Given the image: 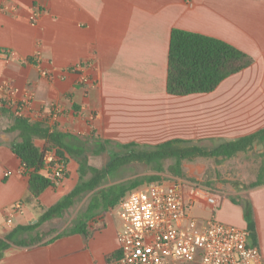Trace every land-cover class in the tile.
<instances>
[{"label": "crops", "instance_id": "0c3cea01", "mask_svg": "<svg viewBox=\"0 0 264 264\" xmlns=\"http://www.w3.org/2000/svg\"><path fill=\"white\" fill-rule=\"evenodd\" d=\"M174 29L223 40L255 62L211 93L170 95ZM4 83L17 90L19 103L30 96L27 115H41L39 121L62 134L68 148L89 157L118 153L122 145L183 140L206 146L249 137L264 130V0H0V86ZM53 106L61 109L56 117ZM0 107L10 111H0V240H6L35 225L75 189L80 175L79 164L69 158L67 178L29 199L30 175L11 149L17 133H6L14 114ZM107 163L90 159L100 169ZM18 203L22 213L14 210ZM245 207L253 214L264 259V184L231 193L215 218L221 214L218 221L247 228ZM110 212L100 216L102 223L89 222L88 237L58 234L34 247L9 243L0 264H81L82 259L106 264L119 243L120 222ZM111 222L118 225L111 227V250L101 263L89 261L97 224L107 230ZM33 230L20 232L17 240Z\"/></svg>", "mask_w": 264, "mask_h": 264}, {"label": "trees", "instance_id": "16d2710c", "mask_svg": "<svg viewBox=\"0 0 264 264\" xmlns=\"http://www.w3.org/2000/svg\"><path fill=\"white\" fill-rule=\"evenodd\" d=\"M254 62L251 55L223 40L174 29L169 50L167 92L181 97L211 93L225 79L249 68ZM0 111L10 112L5 107H0ZM11 116L12 124L6 133H17L18 140L12 143L11 149L30 175L29 199H38L48 188L56 185V182L43 173L47 151L55 150L57 156L66 165L69 158L75 160L79 164L80 181L72 192L53 207L46 209L35 225L26 229H17L9 234L6 240H0V260L9 243L34 247L47 241L50 234H38L36 237L22 241L17 239L20 232L36 229L45 222L62 217L86 195H89V202L85 211L74 227L60 236L80 234L88 237L89 222L115 209L130 192L147 184L166 180L167 178L164 179L162 174L185 179L184 163L220 157L231 159L238 154L253 151L257 143L264 142V130H261L255 135L221 143L216 147L183 140H172L154 147L122 145L120 152L112 155L107 165L100 169L90 164V158L83 150L68 148L63 143V135L52 131L45 123L30 122L28 119ZM38 142H43L44 145L40 146ZM105 150L106 148L102 146L100 152ZM166 164L168 165L165 169ZM139 167H150L154 174L136 177L108 188L104 187L109 179L116 177L122 171H134ZM67 176L68 172L66 178ZM262 184L264 179L252 184L250 188ZM245 219L250 232V242L257 245L255 223L249 207H245ZM117 255L119 251L111 257Z\"/></svg>", "mask_w": 264, "mask_h": 264}, {"label": "built area", "instance_id": "2783aa9c", "mask_svg": "<svg viewBox=\"0 0 264 264\" xmlns=\"http://www.w3.org/2000/svg\"><path fill=\"white\" fill-rule=\"evenodd\" d=\"M44 75L52 76L46 72ZM16 94L9 83L2 84L0 106L11 109L17 118L40 122L41 115L33 117L26 113L30 96L19 103ZM60 110L53 106V116L60 114ZM23 169L28 173L24 165ZM44 171L56 183L63 181L68 172L55 150L46 152ZM223 197L221 192L202 183L176 177L130 192L115 208L120 222L119 255L106 264H264L259 247L250 242L247 228L216 220ZM193 208L209 211L212 218L188 215ZM14 210L22 213V205L16 204Z\"/></svg>", "mask_w": 264, "mask_h": 264}, {"label": "rangeland", "instance_id": "374dc122", "mask_svg": "<svg viewBox=\"0 0 264 264\" xmlns=\"http://www.w3.org/2000/svg\"><path fill=\"white\" fill-rule=\"evenodd\" d=\"M223 143V142H222ZM221 142H214V143H207V147H216L220 145ZM264 145V144H262ZM111 149V148H110ZM112 152H117V150L111 149ZM115 153L107 154L105 156H96L92 155L89 157L91 161L97 162L101 164H105V162H108ZM261 155H264V146H261V148L257 149L254 148L253 152L249 154H241L237 155L231 159H223V158H209V159H203L198 160L196 162L192 163H184V172H185V179L202 183L206 186H209L213 188L214 190H217L221 192V194L224 196L223 198L230 197L231 193L236 192L238 189H248L252 186V184L256 183L259 180V170L260 167L264 165V157H261ZM112 156V157H111ZM167 165H165V169L167 168ZM154 174L150 167H139L137 170L131 171V170H124L121 173H119L116 177L109 179L105 186L108 188L109 186H112L117 183H121L124 181H128L131 179H134L136 177H144ZM162 177L164 179L169 178L170 176L167 174H162ZM183 179V178H182ZM61 183V181H60ZM89 195H86L81 199L79 202H77L73 207H71L69 210H67L62 217L54 218L40 226L38 230H33L29 233H23L22 237H28L27 239L36 237L39 235H48L50 236L47 238L51 239L54 236L58 234H63L66 232H69L74 225L78 222V219L81 217L83 212L85 211L88 202H89ZM111 216L115 218V209L111 210L110 212ZM113 214V215H112ZM188 215L192 217H200L204 219H211L212 215L209 213V211H202L197 208H193L188 210ZM221 217V214L218 215V218ZM103 217L98 216L96 219L97 221H91V227H93L96 223H102ZM115 225L114 222H111V225H108L107 230L106 228H103L102 224H97V233L95 235L94 240L92 241V253L88 256L89 261H97V263H101L107 252H109L113 246L112 241L113 240V228L112 225ZM118 227V225H115V227ZM101 231V232H99ZM101 233V234H99ZM9 247V246H8ZM119 248V243H118ZM8 249V248H7ZM6 249V250H7ZM5 250V251H6ZM5 251L3 253V257L1 259L5 258ZM107 256H110L109 254ZM82 259V258H80ZM1 261V260H0ZM87 259H82L81 264H86Z\"/></svg>", "mask_w": 264, "mask_h": 264}]
</instances>
